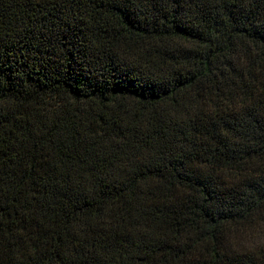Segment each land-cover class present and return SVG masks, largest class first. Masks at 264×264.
<instances>
[{
	"label": "trees",
	"instance_id": "obj_1",
	"mask_svg": "<svg viewBox=\"0 0 264 264\" xmlns=\"http://www.w3.org/2000/svg\"><path fill=\"white\" fill-rule=\"evenodd\" d=\"M0 264H264V0H0Z\"/></svg>",
	"mask_w": 264,
	"mask_h": 264
}]
</instances>
